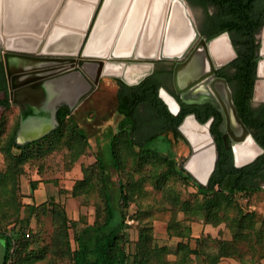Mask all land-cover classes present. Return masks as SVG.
Here are the masks:
<instances>
[{"label":"trees","instance_id":"1","mask_svg":"<svg viewBox=\"0 0 264 264\" xmlns=\"http://www.w3.org/2000/svg\"><path fill=\"white\" fill-rule=\"evenodd\" d=\"M189 1L194 4L200 3L206 9L213 6L215 10L211 19L216 25H220L216 32L223 28L232 32V40L238 54L232 63L235 71L228 77L233 99L241 118L253 129L254 135L264 147V104L254 108L250 103L258 79V63L261 58V42L257 34L264 25V0ZM135 89L132 94L121 96L119 103L121 119L108 142L110 164L118 174L120 173L118 196L115 198L110 192L108 163L99 155L94 164L84 166L85 176L73 186V196L95 188L102 196V201H99L98 205V217L78 233L76 246H72L69 238V229L71 225L77 223L76 220L68 216L65 207L58 209L57 205L51 202L54 210L58 209L57 216L66 237L67 253L58 250L64 253L60 256L66 257L70 261L69 264H170L167 259L169 248L154 242L151 228L147 225L139 229L135 250L131 252L128 248L127 213L131 193L130 185L124 181L123 173L132 169L136 172H146V165L150 164L148 172L158 188L164 187L165 180L171 173L177 174L197 188V199L193 203L190 200L178 199L182 210L188 213L190 219L201 213L205 223L219 225L225 220L232 232L230 238L218 239L219 247L214 253L204 251L205 237H196L195 247L192 248L189 244L182 245L181 250L185 255L189 250L191 253L203 255V264H217L223 257L243 260L244 250L241 244L255 237H262L260 239L264 240V230L257 228L255 215L252 212L244 213L236 198L239 193L253 194L260 190L264 183V153L257 161L244 167H237L233 154L222 152L209 184L204 186L185 169L183 163L178 164L163 155L156 147H149V142L168 133H172L175 139H185L178 129L182 117L179 118L169 111L159 95L158 86L151 79H146ZM9 104L8 117L11 114L16 116L13 125L7 126L8 120L5 116L0 120V153L4 156L5 164V172L0 176V237L5 243L3 264H7L12 255L13 239L10 233L12 228L17 229L21 237L13 252L11 264H32L35 257L43 258L45 252L30 247L33 232L23 222L29 221L36 208L47 201L41 205L36 203L27 205L29 211L26 212L27 217L26 215L23 217L20 212L18 177L24 173V165L30 159L46 158L55 150L65 149V157L72 163L82 154H86L91 144L85 129L74 119L67 107L60 111L59 124L49 134L34 141L19 143L17 141L19 107ZM144 106L146 111L142 110ZM142 181V179L133 181L132 189L140 190ZM39 182L38 180L30 182L32 191L38 188ZM228 206L237 210L236 216L227 217ZM27 228L30 229L29 235L26 234ZM186 229L189 235L191 230Z\"/></svg>","mask_w":264,"mask_h":264},{"label":"water","instance_id":"2","mask_svg":"<svg viewBox=\"0 0 264 264\" xmlns=\"http://www.w3.org/2000/svg\"><path fill=\"white\" fill-rule=\"evenodd\" d=\"M12 1L0 0V61H4L6 68L11 103L20 109L17 133L19 142L34 141L49 134L59 124V106L66 103L73 112L94 91L102 76L122 75L128 83L139 82L153 69L152 60L158 58L180 60L174 68V83L177 93L185 101L189 100V96L208 94L205 99L218 104L215 94L227 115L232 137L240 140L249 135V129L238 114L226 79L219 78L216 81L224 88L222 94L216 83L202 90L205 93L192 89L206 75L214 72L215 63L231 61L237 53L232 41L224 33L222 36H226L228 47L234 53L232 57L223 61L216 59L211 44L218 37L209 41L202 38L186 57L199 32L185 0H165L166 18L163 15L160 20L162 22L167 19L165 33L162 34V46H158L160 43L153 44L160 39L154 32L149 41L146 36V43L153 42L154 46L152 50L147 48L146 52L138 46L140 30L148 16L146 0L140 15L141 24L136 26L131 37L126 38V41L129 40L127 47L121 45L122 37L138 0H30L29 5L27 0H21L25 6L21 11L16 9L19 16L14 14ZM176 4L181 7L185 30L188 25L194 35L188 36L180 49L169 50L166 47L169 33L167 29ZM79 5L90 8L88 16L83 20L79 15L76 17L71 13H75ZM158 28L162 30L163 24ZM260 42L258 76L262 80L256 87V93L264 99V94L258 90L259 85L264 83V39L261 38ZM138 58L151 62L130 66L127 69L131 68L129 78L127 70L123 71L122 63L127 59ZM202 59L209 68L206 73L197 75ZM112 64L119 66L120 71H108V66ZM161 97L171 107L165 96ZM169 98L178 108L176 100ZM234 121L242 129L240 135L232 130L231 123ZM195 123L203 132L193 131L187 120L179 126V130L192 146V154L184 167L200 184L207 186L216 169L218 150L211 131L199 122Z\"/></svg>","mask_w":264,"mask_h":264},{"label":"rangeland","instance_id":"3","mask_svg":"<svg viewBox=\"0 0 264 264\" xmlns=\"http://www.w3.org/2000/svg\"><path fill=\"white\" fill-rule=\"evenodd\" d=\"M105 77L100 90L96 91L84 105L72 112L74 119L89 136L91 146L88 152L69 163L70 160L65 157V149L55 150L46 158L30 159L24 165V173L18 177L21 200L20 212L23 217L25 215L27 217L28 213L26 214V212L29 211L27 205L33 203L41 205L47 201L36 208L29 217V221L23 222L33 232H31L30 247L33 250L45 252L43 258L35 257L32 264H46L48 262L51 264H69L70 262L66 257L60 256L64 253L58 251L63 250L67 253L64 229H62L60 218L57 216L58 209L65 207L68 216L77 222L75 225H71L69 229L72 246H76V236L83 227L92 224L98 217V205L100 204L99 201H102V196L97 188L81 192L78 196L72 195L75 182L85 176L84 166L94 164L98 155L108 163L110 192L115 198L118 196L120 173L118 174L110 164L108 142L116 131L120 115L116 112L117 93L115 87L111 79L107 78L110 76ZM258 98L261 99L262 96L258 95ZM15 110L17 111L16 108ZM4 116L8 120L7 126L13 125L16 116L11 114L8 117V111L3 112L1 110L0 120ZM148 130L150 131V129ZM148 145L149 147H156L163 155L170 157L178 164H185L191 154V147L185 139H175L172 133L162 135L149 142ZM149 167L150 164H147L146 172H136L135 169H132L130 172L123 173L124 181L130 185L131 193V203L127 213L129 250L131 252L135 250L136 242L139 239V229L141 226L147 225L151 228L154 242L169 248L170 252L167 259L170 264H203V255L191 253L190 250L185 255L181 250L182 245L187 246L189 244L193 248L197 245L196 237L201 236L205 237L204 242L206 241L203 245L204 251L216 252L219 247L218 239L232 236V232L226 225L227 222L224 220L219 225L205 223L201 213L190 219L188 213L182 210L178 199L190 200L193 203L197 199V188L177 174L171 173L166 178L164 187L160 189L152 181L148 172ZM4 172V156L0 153V176ZM140 179L143 180L142 188L138 191L132 189L133 181ZM32 180L40 181L35 191L31 190L30 182ZM236 199L244 213L252 212L255 215L257 228L264 230V183L256 193H239ZM52 201L58 209L54 210ZM228 207L227 217L236 216L237 210ZM186 228L191 230L189 235ZM10 232L15 237L17 236V239L21 237V233L18 234L15 228H12ZM182 234L187 236H182ZM260 238L262 237L247 239V242L241 244L245 261L247 257L252 256L251 264H259L264 257V240ZM4 254L5 244L0 237V264H3Z\"/></svg>","mask_w":264,"mask_h":264},{"label":"flooded vegetation","instance_id":"4","mask_svg":"<svg viewBox=\"0 0 264 264\" xmlns=\"http://www.w3.org/2000/svg\"><path fill=\"white\" fill-rule=\"evenodd\" d=\"M62 1H65V0H62ZM185 1L188 5L190 14L192 15L194 25H195L197 31L199 32V36L197 37V39L193 43L191 49L188 51L186 57L189 55L190 51L196 46V44L202 38L209 41L210 39L222 36V34L225 33L228 35V37L230 38V40L233 43L232 32L229 29L223 28V29H220L218 32H216V30L220 28L219 27L220 25L219 24L216 25L213 22V20L211 19V15L214 14V10H215V8L213 6L206 9L205 6H203L200 3L194 4V3H191L189 0H185ZM149 4H148V6H146V12L148 11V13L151 10V0H150ZM177 7L178 6H176L175 8H177ZM162 9L163 8L161 6V2L154 4V6L152 8V10L155 14V17H156V22L158 23V24L155 23V26L157 24L156 29H158L155 31L156 32L155 35H156V37H160V39L162 37V39L161 40L159 39V41L155 40L154 43L153 42H150V43L147 42L146 43L147 30H145V29H147L146 27L148 24V19H147L148 17H147L146 22L144 21V23L142 25V30H140V36H139L140 41L138 44L139 48L141 47L143 52H146L147 48H149V50H152L154 48L153 44L160 43L158 46L159 47L162 46V41H163V35L162 34L165 33V29H166L165 26L167 23V19H165V21H162V22L160 20L157 21V19L160 18L159 16H160V13L162 12ZM263 10H264V6H263ZM179 11H180L179 8H177L175 10L176 16H175V21L173 22L174 25L176 26L175 29H176L177 34H179L181 31V30L180 31L178 30V27H179L178 24L181 23V20L178 19L179 18L178 14H180V16H181V12H179ZM140 17L141 16H139V19H138L136 26H139L141 24ZM164 17H165V15H164ZM170 23H171V20H170ZM170 23H168V29H167L168 32L170 31ZM182 23L184 24V22H182ZM162 24H163L164 28H162V30H160L158 27ZM263 27H264V25H263ZM263 27L261 28L260 32L257 34V37L260 38V41H261V34H262ZM185 32L186 33L189 32V36H191V37H192V35H194V31L188 25H187V30H185ZM168 35H169V33H168ZM233 46L236 50L234 43H233ZM236 53H237V51H236ZM237 56H238V54L231 61H228V62H224V63L218 62V64L215 63L216 68H215L214 72L212 74L206 75L192 89L197 90L196 92L201 91L200 93H205L203 91L206 89V87L212 86V83L215 84L216 81L219 80V78H224L228 81V77L231 76L233 74V72L235 71V67L232 63L236 59ZM186 57H185V59H186ZM260 60H261V58H260ZM149 61L141 59V58L133 59V60L127 59L124 61V63H122L123 64L122 65L123 71H126L130 66H133V67L136 66V64H138L140 62L147 63ZM178 62H180V60L162 59V58L152 60L153 69L151 70V72L147 76H145L139 82L128 83L127 81H125V79L122 77V75L121 76L116 75V76L107 77V78L111 79V82L113 83V86L115 87V90L117 93V105H116L117 111L116 112H118V114L120 115V119H121V113L119 112V103H120L121 96H123L125 94H132L133 92H135V90H136L135 88L137 86H139V85H141V83L145 82L146 79H149V80L151 79V81H153L158 86V92H159L160 97H161V95L165 96L167 101L170 103L171 107H169V105H167V103L161 97L162 100L167 105L169 111L179 118L182 117L180 123L178 124V129H179V126L185 120H187L188 122H190L191 129L193 131H195L196 133H201L203 131H201L199 128H197L198 125L195 123V122H199L202 126H205L206 128H208L211 131V134L213 135L215 142H216V145H217L218 159L221 156V153L224 152L226 154H230V153L233 154L234 164L237 167H244L246 165H249V164L257 161L258 157L262 153H264V147L260 144V142L258 141L256 136L254 135L253 129L249 128L247 126V124L243 121L239 112H238V114H239L240 118L242 119V121L246 124V126L249 129V135H246L244 138L237 140L234 137H232V135L230 134V131H229V125L230 124L228 122L227 115L223 111V106H222L221 102H219V98L215 94H214V96L216 97L218 104H216V101H210V99H208V98L205 99V97L209 96L208 94H206L207 96L206 95L200 96L199 94H197V96H193V97L189 96L188 99L190 101H193V102H188L189 100L185 101L184 98L180 94L177 93V88H176V85L174 83V68ZM201 65L202 66L197 71L198 72L197 75H200L201 73H206L207 69L209 68V66L206 65V63L203 59H202ZM126 74L129 77V74L128 73H126ZM257 75H258V70H257ZM104 78H106V77L102 76L100 78V81L97 84L94 91L78 107L84 105L96 91L100 90V87L102 86V82H103ZM261 80H262V78H260L258 76V79L256 80V83H255L254 95L250 100L251 106L254 108H258L264 104V99L258 98V94L256 93V87H257L258 83H260ZM228 83H229V81H228ZM216 84L220 90V93L222 94L224 91L222 84L219 82H217ZM229 86H230V83H229ZM230 88H231V86H230ZM231 90H232V88H231ZM258 90L260 91V93H262V95L264 94L263 93L264 83L259 85ZM232 94H233V91H232ZM169 97H173L176 100V102L178 104V108L176 107V105L173 103V101ZM9 103H11L9 81H8L4 61L1 60L0 61V111L1 110L3 112L7 111V109L10 107ZM65 107H67L69 109V106L66 103H63L62 105L59 106L58 111H57V119H58L60 111ZM142 110L146 111L145 106H144V108H142ZM19 111H20V109H19ZM71 114H72V112H71ZM119 122H120V120L117 122V126L119 125ZM235 126H239V125L234 121L231 123V127H232V130L234 133H235V131H234ZM183 137H184V135H183ZM185 141L191 147V154H192V146L190 145V143L188 142V140L186 138H185ZM248 141L251 142V143L250 142L249 143L252 145L254 150L249 152V153H240V155H239L238 154L239 148L237 149V147H240V146L242 147ZM218 159H217V161H218ZM259 171H261V169ZM257 180H259V179H257Z\"/></svg>","mask_w":264,"mask_h":264},{"label":"bare ground","instance_id":"5","mask_svg":"<svg viewBox=\"0 0 264 264\" xmlns=\"http://www.w3.org/2000/svg\"><path fill=\"white\" fill-rule=\"evenodd\" d=\"M86 1H88V0H86ZM159 2H161V6L163 9H162V12L160 13V16H159L160 18L157 19V21L161 20L163 18V15H164L165 0H151V10L149 13H147L148 14V16H147L148 17L147 18L148 19L147 41H149L151 39L152 35H154L155 29L157 28L158 23L156 22V17H155V14H154L152 8H153L154 4L159 3ZM29 3H31L30 0H27V5H29ZM149 3H150V0H146V6H148ZM12 5L15 9L14 14L19 16L20 13L16 14V9L21 11V9L23 8V6H25V4L21 0H13ZM144 6H145L144 0H138V2H136L134 9H133V12L131 14L130 20H129L128 25H127V29L125 30V32L123 34L121 45H124L126 47L128 46L127 43L129 42V40L126 41V38L131 37L133 32L135 31V28L137 25L136 23L138 22L139 16L141 15V13L143 11ZM176 6H178L177 8L180 9L179 12H181V7L178 4H176L174 6V9L172 12L170 31H169V35H168V42L166 44V47L169 50L180 49L185 44V42L189 36V32L188 33L185 32L184 24L182 23L183 22L182 15L180 16V14H178V16H179L178 19L181 20V23L178 24V26H179L178 30L179 31L181 30V31L179 34L176 33V29H175L176 26L173 23L175 21V16H176L175 15V10L177 9V8H175ZM89 10H90V8H88L86 5H79V7H76L75 13L72 11H71V13L74 14V16H76V17H78V15H79L80 16L79 18H82V20H83L84 18H86L88 16ZM155 23H157L156 26H155ZM211 47H212V51L214 52L216 59L218 61H223V60L230 58L234 55V53H232L228 47L227 38L225 35L220 36L217 39H215L212 42ZM108 71L119 72L120 67L112 64V65L108 66ZM130 72H131V68L129 70H127L126 73L130 74ZM263 93H264V90H263ZM234 131L238 135H240L242 133V129L240 128V126H235ZM249 142L250 141H248L242 147L241 146L237 147V149L239 148V150H238L239 155H240V153H249V152L254 150V148L250 144L251 142L250 143Z\"/></svg>","mask_w":264,"mask_h":264},{"label":"crops","instance_id":"6","mask_svg":"<svg viewBox=\"0 0 264 264\" xmlns=\"http://www.w3.org/2000/svg\"><path fill=\"white\" fill-rule=\"evenodd\" d=\"M78 21H79V19H78ZM48 30H49V28H48ZM48 30H47V32H48ZM261 38L264 39V27L262 30ZM251 258H252V256H249L246 258V261H245V258L243 260H241V259L235 258V257H223L217 264H251V262H250ZM262 263L264 264V257H262L259 264H262Z\"/></svg>","mask_w":264,"mask_h":264},{"label":"built area","instance_id":"7","mask_svg":"<svg viewBox=\"0 0 264 264\" xmlns=\"http://www.w3.org/2000/svg\"><path fill=\"white\" fill-rule=\"evenodd\" d=\"M26 234L27 235L30 234V229L29 228L27 229ZM11 236H12V239H13V247L11 249V254L12 255H11L10 259L8 260L7 264H11L12 263V261H13V257H12L13 256V252L15 250V247H16L17 243H18V239H17L18 237L17 236L15 237L14 234H12V233H11Z\"/></svg>","mask_w":264,"mask_h":264}]
</instances>
